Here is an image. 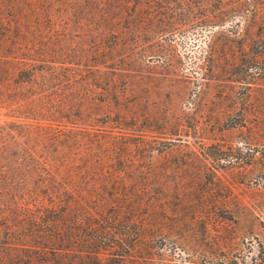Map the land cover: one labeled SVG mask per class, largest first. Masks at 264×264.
I'll return each mask as SVG.
<instances>
[{
  "label": "rangeland",
  "instance_id": "374dc122",
  "mask_svg": "<svg viewBox=\"0 0 264 264\" xmlns=\"http://www.w3.org/2000/svg\"><path fill=\"white\" fill-rule=\"evenodd\" d=\"M135 11V18L87 19L55 4L29 9L0 0L4 100H43L38 94L54 100L63 92L65 100L93 101L102 111L129 107L132 117L121 126L133 132V141L144 136L151 146L148 155L133 150L142 156L133 164L148 172L142 179L152 200L144 222L153 233L151 264H198L216 254L258 261L264 55L255 59L254 52L264 42V0L168 1ZM217 14L224 19L210 17ZM20 57L43 60L45 76L55 61L76 77L90 75L93 97L88 87L74 91L49 82L18 92L8 72Z\"/></svg>",
  "mask_w": 264,
  "mask_h": 264
},
{
  "label": "trees",
  "instance_id": "16d2710c",
  "mask_svg": "<svg viewBox=\"0 0 264 264\" xmlns=\"http://www.w3.org/2000/svg\"><path fill=\"white\" fill-rule=\"evenodd\" d=\"M168 1L183 0H6L29 9L50 3L71 8L73 17L113 21L135 18L140 6ZM254 53L255 59L264 55V42ZM42 62L30 57L12 62L8 75H14L18 92L49 82L74 91L88 87L91 93L90 75L76 77L64 61H55L45 76ZM105 82L107 93L114 79ZM6 85L0 80V264H151L153 233L144 222L152 200L142 179L148 172L133 164L142 157L133 150L148 155L151 146L144 136L133 141V132L121 126L132 117L129 107L102 111L93 101L65 100L63 92L54 100L42 94L43 100H4ZM123 177L138 180L128 183ZM260 252L258 261L216 254L198 264H264V247Z\"/></svg>",
  "mask_w": 264,
  "mask_h": 264
}]
</instances>
